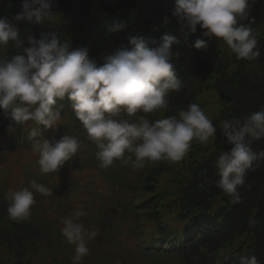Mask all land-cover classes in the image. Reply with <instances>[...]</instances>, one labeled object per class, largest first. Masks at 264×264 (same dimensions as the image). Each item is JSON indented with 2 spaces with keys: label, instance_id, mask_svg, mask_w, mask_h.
Returning <instances> with one entry per match:
<instances>
[{
  "label": "clouds",
  "instance_id": "clouds-1",
  "mask_svg": "<svg viewBox=\"0 0 264 264\" xmlns=\"http://www.w3.org/2000/svg\"><path fill=\"white\" fill-rule=\"evenodd\" d=\"M256 0H174L172 16L182 30L196 34L194 47L207 49L208 39L216 38L235 54L237 60L260 58L257 33L245 23ZM21 12L10 21L0 17V53L10 45L22 54L10 58L0 56V109L10 120L8 131L28 122L55 129L61 121L65 100L81 122L88 139L95 143L100 167L108 168L116 161L133 168L161 160L178 162L190 151L193 141L206 144L214 140L217 128L197 103L186 110L155 121L141 117L137 122L120 119L121 113L135 116L168 108L170 92L181 89V80L173 63V47L180 39L164 34L159 40L131 37L98 64L85 47H73L61 40L57 31L42 32L21 38L17 24L26 21L35 25L53 24L60 17L54 11V0H22ZM115 25L109 31L122 30ZM25 41L30 45L24 47ZM221 136L231 145L221 151L215 161L220 177L218 187L233 203L241 200L239 188L247 174L264 162V150L254 151L253 141L264 139V109L242 118L226 119L220 124ZM36 133H33V137ZM86 146L76 136L65 134L59 140L33 141L32 151L39 156L42 174L59 172ZM129 154V155H126ZM134 156V159L132 157ZM31 189V190H30ZM35 193L52 195L44 184L31 182L30 188L9 189L7 213L13 221L30 218L36 204ZM86 213L80 208L62 220L61 233L75 245L72 264H80L89 253L87 244L96 236L78 222ZM254 227L256 221L250 220ZM241 264H259L256 256L241 259Z\"/></svg>",
  "mask_w": 264,
  "mask_h": 264
},
{
  "label": "trees",
  "instance_id": "trees-1",
  "mask_svg": "<svg viewBox=\"0 0 264 264\" xmlns=\"http://www.w3.org/2000/svg\"><path fill=\"white\" fill-rule=\"evenodd\" d=\"M21 4L22 0H0V17L15 22L14 17L22 10ZM250 7L252 14L250 16V11L248 20L244 22L254 21L251 26L257 33L261 51L260 58L253 62L228 61L223 54L225 44H220L216 38L207 40L208 45H212L211 49L197 50L194 43L197 38L202 37L203 30L198 28L196 34L183 33L178 19L172 16L175 6L164 0H54V11L60 16L55 23L35 25L21 21L17 24L22 39L28 34L40 39L42 32L57 31L60 39L70 41L73 47L87 48L90 58L98 64H103L106 56L118 50L115 48L127 47L129 39L139 37V34H145V38L150 40L146 35L158 32L160 34L153 39L159 40L164 34L177 36L180 43L173 47L174 53H178L174 55L173 63L177 76H182V79L181 89L172 97L171 112L174 115L186 110L204 88L211 86L216 93L223 90L221 97L217 94L215 98L208 100L205 97L196 99V103L217 128L216 138L206 144L193 141L190 151L181 161L155 162L150 178L155 188L158 185L163 191L161 194L169 197V208L175 210L173 221L179 225H187L191 231L205 232L202 230L204 224L211 226V223L200 217L212 214L220 216L222 210L229 212L227 221L223 223L227 227L220 234H197L184 252L187 264H205L202 244L225 242L238 230L244 235L256 230L258 245H255L257 247L254 252L264 263V162L247 174L245 183L238 189L241 196V207L238 210H232L231 198L217 186L220 177L215 167L218 154L231 148L226 138L221 136V122L242 118L264 109V28L261 27L264 20V0H256ZM259 20L261 24L258 26ZM115 25L124 27L120 31H109ZM10 46L0 56L10 58ZM21 51L19 49L18 54H22ZM232 70L234 73L231 72V75L235 78L230 79L226 73ZM217 99L222 101L220 106H211V102ZM119 118L126 119L122 115ZM251 147L264 150V139L253 141ZM168 162L170 165H163ZM100 169L106 172L101 173L103 176H109V167ZM165 180L169 181L168 187H164ZM154 203L160 209L166 204L164 198L157 199ZM252 219L256 221L254 227L250 224ZM220 221L216 217L215 223ZM196 222L203 224L200 228H194Z\"/></svg>",
  "mask_w": 264,
  "mask_h": 264
},
{
  "label": "rangeland",
  "instance_id": "rangeland-1",
  "mask_svg": "<svg viewBox=\"0 0 264 264\" xmlns=\"http://www.w3.org/2000/svg\"><path fill=\"white\" fill-rule=\"evenodd\" d=\"M262 28H264V23L261 25ZM223 54L224 56L227 58L228 61L231 60H237L236 59V56L235 54H233L231 52V50L225 46L224 47V51H223ZM237 61H244V60H237ZM231 72L232 74L234 73V70L232 71H229L228 73H226L227 77H229L230 79H233L235 78L234 76L231 75ZM204 91L206 92V97H205V100L206 99H211V97L215 98V96H210V93H213L214 95H217L216 91L210 86L208 88H204ZM218 102V99L215 101V104ZM213 104V103H212ZM214 104V105H215ZM100 181V178H98V184H101L99 183ZM241 207V202L239 203H233V206H232V210H238L239 208ZM84 212L86 213L87 216L91 217V211L89 209H84ZM101 228V227H100ZM96 245V244H95ZM94 246V245H92ZM90 246V248L92 247ZM106 255H108V253L105 251V243L103 244V250H100L98 253H97V257H91L90 255L87 256V259L89 260V262L92 264H102V263H105V258H106ZM116 262V258L110 260V263H115ZM109 263V262H108ZM107 263V264H108Z\"/></svg>",
  "mask_w": 264,
  "mask_h": 264
},
{
  "label": "bare ground",
  "instance_id": "bare-ground-1",
  "mask_svg": "<svg viewBox=\"0 0 264 264\" xmlns=\"http://www.w3.org/2000/svg\"><path fill=\"white\" fill-rule=\"evenodd\" d=\"M101 249V248H100Z\"/></svg>",
  "mask_w": 264,
  "mask_h": 264
}]
</instances>
